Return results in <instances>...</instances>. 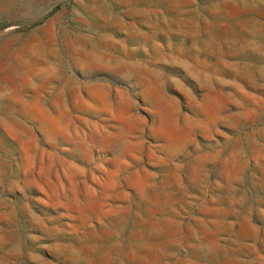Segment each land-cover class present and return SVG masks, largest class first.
I'll use <instances>...</instances> for the list:
<instances>
[{
  "label": "rangeland",
  "instance_id": "1",
  "mask_svg": "<svg viewBox=\"0 0 264 264\" xmlns=\"http://www.w3.org/2000/svg\"><path fill=\"white\" fill-rule=\"evenodd\" d=\"M0 264H264V0H0Z\"/></svg>",
  "mask_w": 264,
  "mask_h": 264
}]
</instances>
